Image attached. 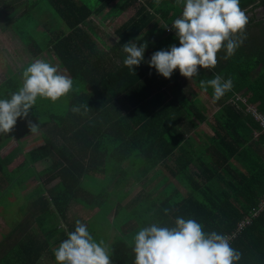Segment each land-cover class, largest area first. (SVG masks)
<instances>
[{
	"label": "trees",
	"instance_id": "trees-1",
	"mask_svg": "<svg viewBox=\"0 0 264 264\" xmlns=\"http://www.w3.org/2000/svg\"><path fill=\"white\" fill-rule=\"evenodd\" d=\"M22 1L26 2V6L20 11L18 9L22 6ZM88 1L9 0L13 10L8 13H14V17L17 15L12 27L14 37L19 44L21 42L24 52L32 58L39 55L55 57L67 76L73 80L71 97L65 98L68 99L66 111L65 105L56 107L57 114H44L47 115L44 120L42 106L48 102L37 97L28 116L18 118L13 128H25L29 121L37 124L41 145L24 156L22 163L10 171L14 173L10 178L26 179L31 166L47 159L49 166L37 172L36 178H43L45 183L58 179L48 189L46 199L39 197L31 203L36 226L43 228L42 233L46 235V241L39 243L44 244L40 248L47 246L55 235L53 233L59 234L53 243L60 244L68 238L69 232L75 230L76 223L69 222L67 216L68 209L75 204L86 210L87 215L96 209L98 218L103 222L113 210L115 216L110 223L112 227H118L117 221L121 218L135 223L130 228L129 223L126 224L122 231L118 227L120 233L109 239H106L110 236L107 232H94L95 241H103L107 247L112 264H134L136 233L153 223L172 228L177 218L194 219L202 225L205 233L215 231L230 237L231 247L241 253V259L235 264H264V207L256 217H252L264 197V133L251 114L246 112V104L241 109L234 103L222 105L219 100H214L221 108L211 125L213 136L205 138V142L200 143L202 148H197L196 151L173 154L172 150L180 146L182 139L176 130H166L168 128L165 122L158 129L156 127L153 134L133 140L131 143L135 148L153 145L163 149L164 151L155 152L147 159L153 164H163L140 185L139 190L128 201L130 206L119 205L127 195L126 190H123L125 194L119 191L126 186L125 184L123 187L125 182L121 183L138 168L120 167L121 161H131L129 155L121 153L124 139L119 138L116 143V139L108 134L114 133L116 122L106 120L108 115L105 97L109 86L115 85L105 68L112 64L111 59H117L121 67L115 74L120 80L123 76H129L130 81H137L144 74L129 71L124 66L126 53L122 46L130 40L140 45L136 38L142 36V28L147 26L149 18L154 20L155 12L148 11L141 0H118L119 5L114 0H97L95 8ZM133 3H137L134 15L121 23L113 33L116 42L109 41L104 45L92 27L91 16L100 15L107 8L105 17L106 14L117 17ZM152 5L155 6L154 1ZM249 5L252 6L251 9L258 8L264 6V0H240L241 9ZM244 11L249 13V10ZM141 15H145L144 25L139 20ZM46 16L48 21L43 18ZM252 17H248L246 28L253 23V26L259 27L260 36L254 39L256 45L251 47L249 37L244 39L237 49L239 52L236 50L240 53V58L234 60V55L229 57L228 74H236L248 80L249 75L259 69L257 80L247 83L250 84V95L246 100L251 102V96L253 102L258 101L252 106L264 115V16L263 20L256 23ZM38 29L40 32L36 31ZM247 32L249 31L246 29L245 33ZM251 49L258 52L256 57L250 56ZM224 53L225 48L217 53V64L224 59ZM152 54L153 51H145L144 61L135 70L154 69L147 63ZM258 57L263 58L262 63ZM30 64L27 63L25 69ZM215 73L220 75L219 71ZM146 75L152 76L154 73ZM221 76L228 79L223 74ZM21 87L16 80L6 79L0 83V99H10L11 94ZM226 94L232 97L231 90ZM211 95L213 97V89ZM81 105H87L88 110L81 107L79 113L71 111L73 106ZM149 133L151 132L147 134ZM61 140L65 146H60ZM169 159L175 162L173 166L167 165ZM180 159H186L187 163H181ZM190 163L191 170L186 165ZM110 170L114 175L113 185L119 191L114 202L107 200L109 194L103 192L101 187L98 191H93L100 183L95 182L96 176H106ZM115 171L118 173L117 178ZM2 180L0 177V181ZM7 187L4 183V190ZM38 187H42V182L38 183ZM90 219L92 221V217ZM248 219L250 224L247 227L240 232H233L241 221ZM61 222L65 226L57 229ZM87 228L92 234L94 228Z\"/></svg>",
	"mask_w": 264,
	"mask_h": 264
},
{
	"label": "crops",
	"instance_id": "crops-1",
	"mask_svg": "<svg viewBox=\"0 0 264 264\" xmlns=\"http://www.w3.org/2000/svg\"><path fill=\"white\" fill-rule=\"evenodd\" d=\"M141 1H144L141 2V4L144 5L148 11L152 10L151 12H155V16L154 20L149 18L147 26H143L142 31L144 37L139 36V40L136 41L140 42V44H146V51H153V53L161 49H168L172 44L179 46V40L175 36V30L170 29L174 20L181 17L185 0H166L163 5H157L159 0H153L155 6L152 5L153 1L151 0ZM113 2L119 5L118 0H114ZM9 3V0H4V2L0 0V37L5 36L7 40L15 41L20 45L18 39L14 37V31H12L17 15L15 14L16 17H14V13H8V10H13V6H10ZM15 3H17V1ZM25 3L26 2L22 1V5L24 4V6H26ZM251 7L252 6L249 5L242 10H249V13H245L249 18L253 16L255 23L263 20L259 15L264 12V6L253 9H251ZM136 8L137 3H133L129 4L117 17L106 14L105 26L114 28L110 33V41L116 42V37L113 34L115 29H117V27H119L121 23H124L129 17H132ZM92 16L97 15L94 14ZM139 20H142L144 25L145 15H141ZM166 26H168V28H165ZM255 26L251 23L246 29L249 32L252 31L258 33L259 27ZM259 36L260 34L257 37L248 39L250 47L256 45L254 39H258ZM237 51L239 52V50ZM237 51H235L234 56H232V59L234 60L239 59L241 56ZM226 54L227 53H224L223 57H225ZM256 55H258V52L251 49L250 56L256 57ZM45 58V56L39 55L35 58L26 60L23 63H20L18 60L11 61L12 64H16V70H12L11 64L6 61L0 50V83L9 78L14 79V81L16 80V82L20 83L22 86V73L25 70L26 64L32 63L37 59L45 61ZM230 58L223 59L219 64H216L213 69H204L202 72L200 69L203 68H200L198 70L199 75L190 79L183 77L178 69L173 72L171 78H164L157 73L155 68V70L151 69L148 71H146V68H139L136 69L135 72H143L144 74L139 77L137 81H130L128 78L129 76H123L120 80L119 76L115 73L121 65L118 63L117 59H111L112 64H109L105 69L109 73V79L110 77L112 78V83L115 87L111 84L107 89L108 95L105 97V103L108 116L106 120L109 122H116L114 133L108 134L110 137L116 139V143L119 142V138L124 139V142L121 145V153L129 155V159H131L129 162L121 161L122 164H120V167L122 169L133 166L137 167V170L144 171L142 173L151 170L154 174L156 170H159V168L162 167V162L153 164L147 161V159L155 152L164 151L163 149H159L157 146L153 147V145L143 148H135L131 143L139 137L153 134L156 127L158 129V126L161 125L162 122H165L166 128H168L166 130L170 131L174 129L181 136L182 142L180 146L172 150L173 154L177 152L180 154V152L185 153L186 151H196L197 148H202L200 143L205 142V138L213 136L211 125L214 123L213 120L218 117L217 114L221 105L214 101L211 95V87L208 86L205 91L201 87L200 82L202 80L207 81L213 79L216 75L215 71H219L220 75L223 74L225 77L231 78L233 83H235V85L233 84V89H231L232 97L225 93L224 96L219 99V103L221 102L222 105H231L234 103L233 105L238 106L241 109H244V104L252 106L258 103V101L253 102V97L251 96V102L246 99L250 95V93H248V85L250 84L247 83H252L257 80L259 69L249 75L250 77L248 80H244L236 74L230 76L228 74V61ZM59 67L64 71V73L61 74L67 75L64 68L61 66ZM147 73H154V75H146ZM200 73H203L204 75ZM72 92L73 90L56 102L46 99L45 103H48L42 106V117L44 120H46L47 116L44 114L56 112V108H53V106L61 101H67L63 104L66 107V111L68 108V99L65 98L70 99ZM28 129L30 128L26 125L25 128L20 129L19 127L18 130H12L10 133L0 134V177L3 178V180L0 181V264H2V262H4V264H11L9 260L12 259L13 264H52V260L56 262L54 249L56 248L55 246L57 243L55 244L53 241L59 237V234L52 232L55 234L53 235V238H51L52 240L49 241L46 247L43 246L40 248L41 245L44 244L39 243H41L42 240L46 241V235H43L42 233L43 228L36 226L34 212L31 208V203L38 200L39 197L46 199L48 189L58 182V179H55L45 183L43 178H36L35 176L37 172H40L42 169L45 170L49 166V161L45 159L42 162L31 166V170L26 173L27 178H24L25 180L23 178H10L11 174L14 175V173L10 171H13V169L17 168L22 163L24 156L41 145V142H39L40 131L37 129L35 132H31V129ZM25 131H27V133H25ZM148 132L151 133L147 134ZM60 146H65V143H63L62 140L60 141ZM179 161L184 164L187 163L186 159H180ZM174 163L173 160L169 159L167 165L173 166ZM186 165L191 170V163ZM112 172L113 171L110 170L106 175H110V177L106 183L102 184L104 188L101 187V190L109 194L107 200L114 202L118 196L116 197L117 193L115 194L112 192H117L113 185L114 175ZM134 172L128 175L129 181L130 179H138L139 176L135 175ZM163 174L167 175L166 172H163ZM106 176H99L98 174L96 178L98 181L102 182L101 179H105ZM117 176L118 173L115 171V177L117 178ZM128 180L123 181L121 184L124 182L128 184ZM41 182L42 187L40 188L38 187V183ZM4 183L8 186L5 190L3 188ZM119 191L122 194H125L122 188ZM123 200L124 197L122 201ZM128 200H130V198H128ZM7 202H12V204L9 205ZM127 204L128 201L123 203L122 206ZM5 205L7 207L3 208ZM128 206L130 205L128 204ZM7 208L13 210L12 217L14 219L12 224L6 219L8 216L7 213L3 215L1 212L2 209L5 210ZM72 208H75L79 212L81 211L80 213H82L83 217L79 221L87 227H89L88 224L91 220L90 217L99 215L98 212L96 213V209L87 215L86 210L82 209L79 205L74 204V206L67 211L69 219L71 218L69 217V212ZM114 216L115 213L113 210L108 213V216L103 223H108V227L92 225L94 228V231L91 234L92 237L94 232L98 231L102 234L107 232L110 236L106 239L113 238L115 236L114 234L120 233L117 229L118 227L119 230L122 231L125 225L130 222V220L124 221V218H121V220L117 221L118 227H112L110 223ZM97 219L101 220L100 217ZM70 220H72L71 222L76 223L78 219L75 218ZM91 222H94L93 224H95L96 219L92 218ZM128 225L129 228L134 227L135 223L132 222ZM63 226L65 225L61 222L57 229H61ZM87 229L89 231V228ZM93 238L95 240V237ZM57 245L59 246L60 244ZM14 251H16V254H14Z\"/></svg>",
	"mask_w": 264,
	"mask_h": 264
},
{
	"label": "clouds",
	"instance_id": "clouds-1",
	"mask_svg": "<svg viewBox=\"0 0 264 264\" xmlns=\"http://www.w3.org/2000/svg\"><path fill=\"white\" fill-rule=\"evenodd\" d=\"M247 24L248 16L241 9L240 0H185L181 17L174 20L170 29L175 30L179 46L172 44L154 52L147 63L164 78H171L178 69L190 79L199 75L200 68H215L222 48L227 53L224 59L234 55L246 38ZM122 47L126 53L124 66L134 72L144 61L147 45L138 46L130 40ZM22 80V87L10 99H0V134L10 133L18 118L27 117L37 97L56 102L73 89L69 76L39 59L23 71ZM200 83L205 91L208 86L213 89L214 100L234 86L231 78L224 79L219 74ZM81 107L85 111L89 108L73 106L71 111L79 113ZM28 126L31 132L38 128L31 121ZM67 236L54 249L57 264H112L104 242L97 243L81 221H76L75 230ZM133 252L134 264H235L241 259V253L231 247L226 235L205 233L200 223L184 218H177L172 228L155 223L141 228L134 236Z\"/></svg>",
	"mask_w": 264,
	"mask_h": 264
},
{
	"label": "rangeland",
	"instance_id": "rangeland-1",
	"mask_svg": "<svg viewBox=\"0 0 264 264\" xmlns=\"http://www.w3.org/2000/svg\"><path fill=\"white\" fill-rule=\"evenodd\" d=\"M88 2H90V4L94 8L97 5V0H89ZM165 2H166V0H159L157 5H163ZM23 8H25L24 4L22 6H20V8H19L20 11ZM107 10H108L107 8H104L101 11V14L99 16L98 15L97 16H92L90 18V20L92 22V27L95 29V32H96L97 36L99 37V40H101L104 45H107L109 43V41H110V39H109L110 38V33L114 29V28L105 26L106 25L105 13H106ZM8 12H9V10H8ZM15 13H16V11H15ZM123 15H125V14H123ZM123 15H122V17H123ZM262 16H264V12L261 15H259L260 18H262ZM43 18H44L45 21L49 20L48 16L43 17ZM10 19H12V18H10ZM12 31H14V29H12ZM36 31L40 32V29H38ZM259 34H260V32L255 33V32H252V31L245 33L247 39H248V37L249 38L257 37ZM142 36L144 37L143 33H142ZM33 37L37 38L36 36H33ZM103 37L106 38L107 40H104ZM22 49L23 48H22L21 42H20V45H18L17 42H15V41L13 42V41L7 40V38L5 36L4 37H0V50H1L2 54H3V56L5 57L6 61L11 64L12 70H16L15 69V65L16 64L15 65L12 64L11 61L18 60L20 63L21 62L23 63L26 60H29V59L32 58L26 52L24 53ZM99 49H100V46H99ZM45 57H46L45 61H47L49 64H51L53 66H56L58 68L60 74L64 73L63 69H60L59 66H61V65H59V63L55 59V57H52L51 55H50V57L49 56H45ZM259 58L260 57H258L257 59H259ZM259 62H261V63L263 62V58L262 57L259 59ZM65 103H66V101H63L59 105L53 106V108L59 107V106L65 104ZM52 113H56L57 114V112H52ZM111 164L112 163H110V167H111ZM142 172H144V171L137 170V171L134 172L135 175L139 176L138 179H130V181H129L128 177L125 178L124 181L128 180L130 183L128 182V185H127V183H125L126 186H125V184H123V187L125 186L123 188V190L127 191V196L124 198V200L120 204L121 206L123 205V203H126L127 201H129L128 198L131 199L136 194V191L139 190L140 185L143 182H145L149 177H151V175L153 174V171H151V170H148V172H146V173H142ZM141 173H142V175H141ZM109 177H110V175L106 176L105 179H101L102 182L98 181V179H95L96 183H98V182H100V183L96 186L94 191H98L100 189V187H102V184L106 183V181L109 179ZM112 192L115 193V194L118 193V192H114V191H112ZM107 198H109V197L107 196ZM23 202H25V201H23ZM7 204L10 205V204H12V202H7ZM5 207H7V206L6 205L3 206V208H5ZM70 209H71V207H70ZM1 212L3 213V215H5V213H7L8 216L6 217V219H7L8 222H10V224H12V221L14 219L12 217L13 210L10 209V208H7L5 210L2 209ZM80 212L78 210H76L75 208H72V210L69 212V217H71L70 219L77 218L78 220H80L83 217L82 213H80ZM92 218L96 219V223L93 224L94 222L90 221V224H88L89 227L93 228L92 225L108 227V223L103 224L104 222L102 220H98L97 219L98 216H95V217H92ZM70 219L68 218L69 222L72 221ZM14 254H16V251H14ZM9 262L11 264H13V259L9 260ZM56 263L57 262L52 260V264H56ZM2 264H4V262H2Z\"/></svg>",
	"mask_w": 264,
	"mask_h": 264
},
{
	"label": "built area",
	"instance_id": "built-area-1",
	"mask_svg": "<svg viewBox=\"0 0 264 264\" xmlns=\"http://www.w3.org/2000/svg\"><path fill=\"white\" fill-rule=\"evenodd\" d=\"M246 112L251 114V116L259 124L262 132L264 133V115L259 113V112H257L254 107L248 106V105L246 106ZM263 207H264V197L260 201V203L258 205V208L254 211L252 217L253 218L256 217L258 215V213L262 210ZM249 224H250V220L249 219L248 220H243L236 226V228L234 229L233 232H235V233L240 232L244 227H247ZM233 236L234 235H232V237ZM229 239H230V237H229Z\"/></svg>",
	"mask_w": 264,
	"mask_h": 264
}]
</instances>
